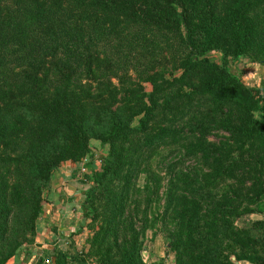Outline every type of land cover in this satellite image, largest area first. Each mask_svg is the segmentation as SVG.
Masks as SVG:
<instances>
[{
  "label": "trees",
  "instance_id": "obj_1",
  "mask_svg": "<svg viewBox=\"0 0 264 264\" xmlns=\"http://www.w3.org/2000/svg\"><path fill=\"white\" fill-rule=\"evenodd\" d=\"M263 15L264 0H0V264L36 234L44 191L68 161L86 165L73 178L88 185L86 219L100 217L102 264H145L126 199L164 147L203 164L189 194L168 191L176 264H264L256 234L234 225L245 179L251 202L264 190V92L228 67L229 56L264 57ZM148 52L171 73L148 71L150 91L116 85ZM219 127L230 136L216 144L207 135ZM93 139L107 147L99 165L88 161ZM54 257L87 264L74 241Z\"/></svg>",
  "mask_w": 264,
  "mask_h": 264
},
{
  "label": "rangeland",
  "instance_id": "obj_2",
  "mask_svg": "<svg viewBox=\"0 0 264 264\" xmlns=\"http://www.w3.org/2000/svg\"><path fill=\"white\" fill-rule=\"evenodd\" d=\"M262 28L264 30V19L262 20ZM154 43L152 41V44ZM152 44L151 47L153 48L154 45ZM210 56L218 63H223L224 59L220 52H213ZM228 60V67L234 75L242 77L247 85L261 88L264 92V57L251 60L245 57L236 58L229 56ZM130 66L132 69L130 75H126L121 83L119 79L114 78L115 84L120 88L125 83L132 86L141 83L144 89L150 91L153 85L150 81H144L148 77V71L151 74L164 72L165 75H169L171 73V65L161 53L148 52L146 56L136 54L132 58ZM157 78L161 81L160 77ZM204 113L205 110L202 109L198 116H202ZM193 124H196V122H193ZM229 136L230 132L228 130L219 127L211 130V133L207 135V139L213 143L220 144ZM92 150L94 156L89 157L88 161H94V164L99 165L100 158L106 154L107 147L104 148L100 140L93 139ZM170 151V148L164 147L150 159L149 165L146 166L144 172H141L135 178L130 197L126 199V215L128 214L126 223L129 224L132 221L135 228L139 231L141 256L145 264L177 263V253L170 246V242L174 237L176 221L165 213L168 191L173 185L177 190L189 194L190 188L198 186V182H194L200 178L202 173L203 164L199 158H190L183 151L172 155ZM261 156L263 155L261 154ZM84 166L86 167L85 162L75 163L69 161L59 166L53 176L51 187L44 191L43 213L48 200V193L52 192L53 198L60 201V208H68L67 213L70 215V217H64L58 210L59 219L57 221L62 222L65 232L59 235V226H56L57 223L54 224L53 232L58 234L54 245L57 248L66 249L74 241L75 249L87 258V264H102L100 247L98 246L100 217H97L94 222L92 218L86 219L83 203L85 190L88 185L81 180L83 173L80 175L81 177L73 178V176L80 174L79 170L84 169ZM250 170L252 171V166ZM243 172L247 174L248 170H243ZM257 176L264 182V169L257 171ZM245 181L246 185L242 195L243 203L239 208V213L234 217V225L238 230L249 231L251 229L256 234L252 252L257 254L258 257H264V190L262 191L261 185H258V198L251 202L249 198L255 199L256 194L254 191H250L247 194V187H250L253 181L247 178ZM230 182H234V180ZM98 204H100V199ZM97 209H100V207H97ZM40 217L38 218V223ZM82 225L84 230L75 234L77 230H74V228L78 227L80 229ZM39 235V230L37 229L36 234L28 233L21 240L25 246L32 247ZM31 247L30 250H32ZM232 259L235 260V257L233 256ZM50 262H46V264H50ZM38 263L39 261L36 260L33 264ZM236 263L251 264L246 260L236 261Z\"/></svg>",
  "mask_w": 264,
  "mask_h": 264
},
{
  "label": "crops",
  "instance_id": "obj_3",
  "mask_svg": "<svg viewBox=\"0 0 264 264\" xmlns=\"http://www.w3.org/2000/svg\"><path fill=\"white\" fill-rule=\"evenodd\" d=\"M47 198L48 200L44 207V213H42L38 223L40 235L38 236L36 242L32 245V247L28 245L20 247L16 254L8 261V264H33L36 260L42 262L43 259L49 258L48 255H52V261H54V253L56 249H65L61 247L57 248L54 245V242L57 240L58 234L60 235L65 232L62 222L59 220L57 221V219H59L58 210H60L64 217H70L67 213L68 208H60V201L53 198L52 192L48 193ZM54 224L59 226L58 234L53 232ZM74 230H79V228H74ZM30 247L32 250H30Z\"/></svg>",
  "mask_w": 264,
  "mask_h": 264
},
{
  "label": "clouds",
  "instance_id": "obj_4",
  "mask_svg": "<svg viewBox=\"0 0 264 264\" xmlns=\"http://www.w3.org/2000/svg\"><path fill=\"white\" fill-rule=\"evenodd\" d=\"M254 116H255L256 119H259L260 118L259 117V113H254Z\"/></svg>",
  "mask_w": 264,
  "mask_h": 264
},
{
  "label": "built area",
  "instance_id": "obj_5",
  "mask_svg": "<svg viewBox=\"0 0 264 264\" xmlns=\"http://www.w3.org/2000/svg\"><path fill=\"white\" fill-rule=\"evenodd\" d=\"M51 261H52V260H51ZM47 262H50V259H48Z\"/></svg>",
  "mask_w": 264,
  "mask_h": 264
}]
</instances>
